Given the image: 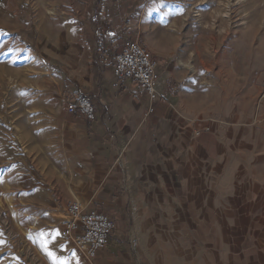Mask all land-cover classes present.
Masks as SVG:
<instances>
[{
    "label": "crops",
    "instance_id": "1",
    "mask_svg": "<svg viewBox=\"0 0 264 264\" xmlns=\"http://www.w3.org/2000/svg\"><path fill=\"white\" fill-rule=\"evenodd\" d=\"M46 8L38 45L51 33L62 89L59 106L44 104L36 168L68 184L65 200L80 199L116 224L89 264H264V185L263 198L252 200L250 187L235 190L231 177L236 159L244 181L264 176L261 142L253 153L243 147L264 120V15L258 42L248 40L249 24L236 36L220 30V42L217 27L206 39L186 26L184 0H51ZM127 42L157 62L161 100L115 76ZM44 84L54 97V83ZM81 96L94 105L93 120L64 112ZM251 157L262 159V170Z\"/></svg>",
    "mask_w": 264,
    "mask_h": 264
},
{
    "label": "rangeland",
    "instance_id": "2",
    "mask_svg": "<svg viewBox=\"0 0 264 264\" xmlns=\"http://www.w3.org/2000/svg\"><path fill=\"white\" fill-rule=\"evenodd\" d=\"M184 1L188 11L186 26L202 28L203 38L209 39L211 29L217 27L221 42L224 34L220 30L231 27L236 36L244 24H249L248 40L258 42L264 0ZM45 2L51 0H0V153L4 146L8 148L5 159L0 155V264L91 262L85 253L62 241L59 235V222L67 203L78 201L85 206L84 202L76 198L65 200L68 184L50 174L43 175L36 168L42 155L44 104L59 106L62 89L56 83L60 69L53 64L52 48L47 46L51 33H45L44 45H38L41 34L36 28L50 23ZM48 81L54 83L51 90L55 96L51 98L45 95L51 88L44 86ZM46 124L49 127L50 123ZM250 134L249 146L243 145L246 151L253 153L258 141L264 148V120L252 126ZM44 147L49 149L50 145ZM230 150L237 157L241 150L238 139ZM51 154L47 151L43 157L45 165H49ZM236 160L238 164L231 173L235 177V190L245 184L250 187L252 200L262 199L258 184L264 185V176L252 174L250 181H244L246 166L238 167ZM247 163L254 170H262V159L251 157ZM240 194L236 192V196ZM20 214L22 218L18 220L16 216ZM62 246L69 250L62 251Z\"/></svg>",
    "mask_w": 264,
    "mask_h": 264
},
{
    "label": "built area",
    "instance_id": "3",
    "mask_svg": "<svg viewBox=\"0 0 264 264\" xmlns=\"http://www.w3.org/2000/svg\"><path fill=\"white\" fill-rule=\"evenodd\" d=\"M114 74L119 79L134 80L138 88L149 96L152 103L160 99L157 89V62L148 49L138 42H127L122 51L116 55ZM260 105L264 106V80ZM66 114L79 113L88 120L95 118V108L85 96L70 101L64 106ZM154 112L153 106L149 113ZM206 131H210L207 128ZM200 131L197 132V135ZM116 224L96 211H87L78 201H69L64 216L59 222V235L62 241L71 243L75 248L85 253L88 259H95L97 253L105 248Z\"/></svg>",
    "mask_w": 264,
    "mask_h": 264
},
{
    "label": "bare ground",
    "instance_id": "4",
    "mask_svg": "<svg viewBox=\"0 0 264 264\" xmlns=\"http://www.w3.org/2000/svg\"><path fill=\"white\" fill-rule=\"evenodd\" d=\"M52 12V11H51ZM49 18V17H48ZM8 153V148L6 146H4L2 149H1V153L0 155H2V157L5 159L6 157V154ZM16 218L18 220H20L22 217H21V214L20 215H17Z\"/></svg>",
    "mask_w": 264,
    "mask_h": 264
}]
</instances>
